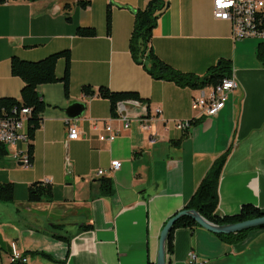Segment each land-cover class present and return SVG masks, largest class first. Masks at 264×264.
Masks as SVG:
<instances>
[{"label": "crops", "instance_id": "obj_1", "mask_svg": "<svg viewBox=\"0 0 264 264\" xmlns=\"http://www.w3.org/2000/svg\"><path fill=\"white\" fill-rule=\"evenodd\" d=\"M147 3L92 0L87 8L78 0L0 4V97L21 99L23 80L11 72L13 56L36 61L71 52L70 97L60 82L38 88L50 106L36 132L32 165L15 158L16 151L26 149L23 143L7 146L8 154L0 157V184L15 186L14 201L0 202L1 264H11L4 248L11 250L13 243L28 252L27 264H156L166 222L186 206L213 162L227 152L218 213L236 215L245 205L264 211V64L257 56L262 40H234L230 22L214 17V0H170L153 30L157 55L175 69L199 76L229 59L239 84L217 116H204L193 107L201 89L157 80L133 60L129 43L135 12ZM79 26H93L97 35L81 37ZM64 70L65 59H60L57 75L62 77ZM84 85L96 91L102 85L137 91L150 111L162 113L149 119L147 128L133 115L127 130L113 142H103L99 135L105 125L121 129V122L111 113L110 101L97 94L87 98ZM77 101L86 109L73 120L81 137L71 140L66 115L55 106ZM129 109L141 111L132 104ZM179 121L192 125L184 131L177 127ZM113 160L122 162L119 170L111 169ZM99 170L105 174L99 176ZM105 178L113 182V195L102 193ZM37 181L53 186L51 201H28V189ZM172 244L167 264H264V228L229 244L201 226L183 227L174 231ZM191 252L198 263L189 262Z\"/></svg>", "mask_w": 264, "mask_h": 264}, {"label": "trees", "instance_id": "obj_2", "mask_svg": "<svg viewBox=\"0 0 264 264\" xmlns=\"http://www.w3.org/2000/svg\"><path fill=\"white\" fill-rule=\"evenodd\" d=\"M28 1L35 2L39 0ZM4 2L5 0H0V4ZM91 2L92 0H78V5L82 8H87ZM169 3L170 0H148L144 8H140L135 12L134 28L129 43V50L133 60L137 64L142 65L153 78L175 82L180 87L203 89L216 86L220 84L224 78L230 77L233 66L229 59L222 58L216 65L211 66L205 75L199 76L194 73H186L177 70L157 55L152 46L153 30L157 26L160 15L165 11ZM69 8L70 6L68 5L67 9ZM262 20L263 23L261 28L264 30V18ZM106 25L107 31L110 32L112 28L111 3L108 4L106 10ZM77 35L81 37H94L97 35V30L93 26H79L77 28ZM257 56L264 64V42L259 43ZM60 59H65V70L62 77H59L56 72L57 63ZM11 72L14 76L23 80L21 99L15 97H0V117L8 118L16 116L17 113L13 111L15 108L18 110L22 108L31 109L32 115L29 120V143L27 149L30 165H32L34 161V140L36 132L42 125L43 115L46 109L50 106L40 94L38 88L40 85L60 82L63 85L65 97H70L71 52L69 49L61 50L36 61L25 60L18 56H13L11 59ZM82 90L87 98H92L97 94L109 100L111 103V113L113 115H115V106L118 102L129 100L143 101V98H141L137 91H113L104 85L99 87L97 91L91 85H84ZM176 143L179 144L180 142ZM7 154V146L0 143V157H4ZM228 155L227 152L213 162L192 198L182 210L195 209L207 220L219 225L252 219L264 213L263 210L252 205L243 206L239 214L232 216L220 215L218 213L219 182ZM101 188L102 193L107 196L113 195L115 191L113 182L110 178L102 180ZM53 196V186L42 181L34 182L28 189V201L30 202L51 201ZM14 199V184H0V202L9 203L14 201ZM177 214L178 212L173 216ZM195 226L199 225L194 219L188 216L180 217L175 222L174 228L168 238L167 250H173L172 235L176 229L183 227L194 228ZM250 231H252V229L231 234H217V236L224 242L233 244L244 240ZM4 250L9 254L11 253V250H7V248H4ZM27 254L28 252H25V255ZM31 254L38 255L39 252H32ZM40 254L50 260L59 261L48 253L40 252ZM61 263L64 264L62 261Z\"/></svg>", "mask_w": 264, "mask_h": 264}, {"label": "built area", "instance_id": "obj_3", "mask_svg": "<svg viewBox=\"0 0 264 264\" xmlns=\"http://www.w3.org/2000/svg\"><path fill=\"white\" fill-rule=\"evenodd\" d=\"M213 15L216 19L230 22L232 37L234 40H243L247 38H258L264 42V30L261 25L264 18V0H214ZM239 87L232 72L230 77L224 78L222 82L216 86H211V91L206 94L204 89L199 97L194 98V109L201 110L202 115L208 117L217 116L226 106L231 94ZM207 88V87H206ZM135 105L141 108L137 113H131L129 105ZM16 116L1 118L0 117V143L6 146H16L18 143H23L26 146L24 151H16L15 158L24 166H30V158L28 155L29 143V120L32 115L30 108H15ZM162 113L161 109L150 111L147 103L137 100H129L118 102L115 106L114 118L121 122V129H116L112 124L105 125V132L99 135V139L103 142H113L122 132L128 129L131 125L132 117L137 116L138 121L147 128V121L155 118ZM134 115V116H133ZM68 128V138L76 140L81 137V131L78 125L73 120L66 119ZM177 127L187 131L192 123L191 121H179ZM70 166V162H68ZM122 166L120 160H113L111 169L119 170ZM104 170H99L98 175L103 176ZM10 262L11 264H27L29 258L24 253L20 252L15 243L11 246ZM189 262L198 263V258L194 252L189 254Z\"/></svg>", "mask_w": 264, "mask_h": 264}, {"label": "water", "instance_id": "obj_4", "mask_svg": "<svg viewBox=\"0 0 264 264\" xmlns=\"http://www.w3.org/2000/svg\"><path fill=\"white\" fill-rule=\"evenodd\" d=\"M66 115V119L77 120L84 116L86 104L80 101L73 102L67 107L55 106ZM21 164V163H20ZM183 216H188L194 219L199 226L215 233V234H231L244 230H254L264 227V213L260 216L247 219L240 222L228 223V224H215L203 217L195 209H184L178 212L177 215L170 218L162 229L160 236L159 252L156 264H167V241L174 228L175 222Z\"/></svg>", "mask_w": 264, "mask_h": 264}, {"label": "rangeland", "instance_id": "obj_5", "mask_svg": "<svg viewBox=\"0 0 264 264\" xmlns=\"http://www.w3.org/2000/svg\"><path fill=\"white\" fill-rule=\"evenodd\" d=\"M1 205V204H0Z\"/></svg>", "mask_w": 264, "mask_h": 264}]
</instances>
